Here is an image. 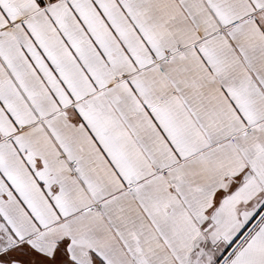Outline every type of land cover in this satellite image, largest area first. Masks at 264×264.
Returning a JSON list of instances; mask_svg holds the SVG:
<instances>
[{
    "label": "snow or ice",
    "instance_id": "snow-or-ice-1",
    "mask_svg": "<svg viewBox=\"0 0 264 264\" xmlns=\"http://www.w3.org/2000/svg\"><path fill=\"white\" fill-rule=\"evenodd\" d=\"M0 264H264V0H0Z\"/></svg>",
    "mask_w": 264,
    "mask_h": 264
}]
</instances>
